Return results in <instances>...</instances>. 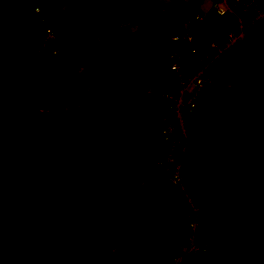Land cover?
Wrapping results in <instances>:
<instances>
[{
    "label": "trees",
    "instance_id": "16d2710c",
    "mask_svg": "<svg viewBox=\"0 0 264 264\" xmlns=\"http://www.w3.org/2000/svg\"><path fill=\"white\" fill-rule=\"evenodd\" d=\"M126 1L125 6L132 4V11L137 12L133 1ZM150 1L158 13L159 2ZM256 1L259 6L264 4V0ZM56 2L43 0L42 6L35 8L44 14ZM32 3V0H0V249L9 246V235L18 233L27 237L24 244L34 243L36 251L43 247L45 251L52 250L51 245L45 246L54 240L62 244L66 241L76 249L77 260L83 259L84 251L96 253L97 247L104 257H111L108 262L111 264L117 243L133 220L132 212L125 215L127 207L131 210L143 207V199H138L141 191L147 206L143 212V208L139 211L140 221L134 222L132 237L145 235L148 244L157 240L159 233L171 236L174 232L172 236H177L181 243L186 222L181 192L171 187L175 191L174 199L150 203L147 201L150 187L147 184L141 187L146 175L136 174L127 179L123 171L132 169L133 164L139 165L134 170L142 169L144 161L131 157L135 154L132 146L145 142L147 135L156 136L166 107L159 94L172 91L174 85L169 72L162 70L167 76H161L159 83H164L159 89L151 90L158 96V102L147 106L151 109L145 120L130 119L129 111L122 117L121 132L117 124L111 125L110 119L87 123L86 111L91 113L92 107L100 103L92 101L91 106L82 87L90 84L100 92L117 85V67L115 64L95 67L90 55L76 47H72L71 54L61 51L54 59H49L46 50L37 52L41 29L31 13ZM143 3L141 0L140 4ZM214 18L212 22L223 29H234L229 16ZM72 24L59 22L52 29L59 37ZM146 38L143 31L137 30L134 40L146 47ZM216 66V70L207 73V79L228 87H218L210 97L202 98V108L185 124L188 147L180 166L181 183L198 208L200 241L209 252L204 258L191 256L189 261L190 264H264V245L254 239L249 229L258 224L264 226V26L251 27L240 45L216 62ZM78 67L86 68V74L77 76ZM132 74L127 76L132 85L128 97L136 105L144 101V91L154 82H143L141 79L148 75L142 72ZM70 85L73 88L64 90L63 86ZM73 114H77L78 120L74 127L70 125ZM104 127L109 131L101 134L96 131ZM128 132L142 137L129 139ZM115 133L127 137L131 149L127 150L129 143L118 146ZM118 160L131 166L124 167ZM154 172L158 175L155 170L151 174ZM134 178L141 181L128 188L126 184ZM92 190L100 197L94 206L109 211L105 221L95 216L93 222L83 221L90 213L88 194ZM114 197L122 200L119 211H110L111 205L106 204ZM70 232L73 237L64 239ZM137 250L132 252L133 256H139ZM2 259L0 252V264H12Z\"/></svg>",
    "mask_w": 264,
    "mask_h": 264
},
{
    "label": "built area",
    "instance_id": "2783aa9c",
    "mask_svg": "<svg viewBox=\"0 0 264 264\" xmlns=\"http://www.w3.org/2000/svg\"><path fill=\"white\" fill-rule=\"evenodd\" d=\"M134 10H140L141 0H132ZM159 13H163L162 3L166 4H195L201 1L208 3V11L213 17H230L233 20L234 29H227L219 37L212 36L207 40L206 49L199 48L197 36L193 32L194 27H201L205 17L202 14L183 17L177 26V30L168 33L166 43L167 55L165 66L174 82L172 91H164L159 97L164 100L166 107L164 114L159 119L156 129V159L154 170L158 173L152 182L148 202H157L164 199L171 187L181 192L185 204L186 224L183 240L178 249L165 260L157 264H190L189 257L204 258L208 247L200 241L199 225L201 216L198 208L193 203L185 187L181 183L180 166L186 147H188L186 120L192 118L203 106L202 98H208L213 90L218 87H228L227 84L218 81L210 82L207 73L217 69L216 62L220 61L232 49L238 47L244 39V35L255 25L264 26V4L259 6L256 0H157ZM34 20L41 29L40 43L37 52L48 53L49 59H54L59 54L57 45L58 37L54 30L45 24V17L39 12V8L31 9ZM36 52V53H37ZM186 58L195 59L196 64L191 69L183 66ZM86 73V68L78 67L77 76ZM170 216L167 215V219ZM158 252L154 243H149V256ZM132 254V253H131ZM111 264H123L118 254ZM130 264H148V257L131 256Z\"/></svg>",
    "mask_w": 264,
    "mask_h": 264
},
{
    "label": "rangeland",
    "instance_id": "374dc122",
    "mask_svg": "<svg viewBox=\"0 0 264 264\" xmlns=\"http://www.w3.org/2000/svg\"><path fill=\"white\" fill-rule=\"evenodd\" d=\"M42 1L43 0H32V5L30 6V8H34V7H41L42 6ZM87 0H57V2L54 4V6L52 8H49L47 11H44V17H45V24L50 26L52 28V26L56 27L58 26L57 24H59V22H65V23H73L72 26H70L68 29L64 30L62 35L59 36L58 40H57V45H58V49H59V54L60 52L63 51L64 53L67 54H71V52L73 51L72 47H76L78 51L87 53L89 52L92 55H95L96 57L99 56L97 49H96V43H97V39L99 41H101V43L105 42V38L101 37L100 35H102L103 33H99L97 32L96 34L94 33V29H93V25L91 24L92 21H95L96 18H90L89 20H85V15L86 18L87 13L85 12H80V16L82 17V19H84V21L82 23H74V18L72 19V21H70V18H67L69 16H67V14H69L68 10L70 8V6H72L75 9V6H77L79 8V11L81 8H84L85 6L83 4L86 3ZM126 0H118V6H120L121 8L127 7V9H125V14H120L116 11H114L117 17H112L113 22H117L118 25H120V23H124L126 20V17H130L133 18V13L136 14V16L138 19L140 20L139 22L142 21V25L141 27L144 28L145 30H149L148 32H146V36H147V42L150 44H152V46H157V50L154 52L153 50H151L152 54H156L154 55L155 58H157L158 56H161V59L165 62L166 59V55H167V43H166V39L168 36V33L170 32H174L175 30H177V26L179 24V21L185 17V16H193L195 14H204L205 15V20H204V26L201 27H194L193 28V32L195 33V35L197 36L198 42H199V48L203 51L206 49V43L207 40L212 38V36H216L219 37L220 35L223 34V31H225L226 29H223V27L219 24H216L214 22H212L215 18L213 17L212 14H210L211 12L208 11V3L206 1H202L201 4H166V3H162L163 9H165V11L163 12L166 17L162 14V13H156L155 9V5L153 3H151L150 0H143V4H140V10H138L137 12H133L131 7V5L126 4ZM84 6V7H83ZM29 13V10L27 11ZM32 13V12H31ZM120 15V16H119ZM92 16L95 17L94 14H92ZM101 19V18H99ZM101 20H105L106 19H101ZM159 22V25L156 29V23ZM151 23V24H150ZM155 23V24H154ZM77 26V27H76ZM154 27V28H153ZM60 28V27H59ZM110 31H112L111 29H109ZM97 34H99L97 36ZM100 36V37H99ZM108 37V35H107ZM94 45L92 42H94ZM150 52V53H151ZM151 54V55H152ZM151 57V56H150ZM152 58V57H151ZM195 59H191V58H186L185 61H183V66L186 69H191L193 66H195L196 62ZM166 68V67H165ZM124 70L122 67H119V73H122ZM86 74V73H85ZM89 83V81H88ZM69 85V84H68ZM58 86V85H57ZM63 88H65L64 90H68L69 88H73V86H63ZM100 94V93H99ZM68 99V98H67ZM72 100V99H70ZM154 101V100H152ZM99 105V104H98ZM97 105V106H98ZM95 111L98 112V117H102V115L108 114V110H102L99 111L100 109H98L97 107H95ZM71 109L69 110V112L71 113ZM102 114V115H101ZM77 114H73L71 116H75ZM78 117V116H77ZM65 118V117H64ZM72 118V117H71ZM97 118V117H96ZM67 119V118H66ZM105 120V119H104ZM52 121V119H51ZM77 118L76 116L72 119V122L70 123V125H73V127L76 125L77 122ZM69 125V124H68ZM69 125L70 130L72 129V127ZM186 128V127H185ZM70 130L67 128V133L70 132ZM106 130H108L106 127H104L103 129H101L100 131L96 130L98 133H102L105 132ZM109 131V130H108ZM106 131V132H108ZM129 139L132 138H136V135L140 136L139 134H130L129 133ZM114 136H116L119 140H116L115 142H118L119 144H117L118 146L124 144L126 145V143H129V145H127V150L131 149V141L128 140L127 142V137L125 139V137L119 136L118 133H115ZM156 136L155 133L153 135H147V140L145 142H139V144L137 145H133V151L136 152V154L134 155L136 159L142 160V162L144 161L143 166H140V168L143 169H147V179H151L152 181L149 182V180L146 179H142L141 182V187L144 184H147L149 187L152 185V182L154 181V179L157 177V175L153 176L151 173L153 171L152 167H154V161L156 159V154H155V149H156ZM123 145V149H125V146ZM84 147V146H83ZM86 149V148H85ZM131 150H129L130 152ZM129 155V154H128ZM125 160V159H124ZM135 161V160H134ZM94 160L91 159L90 163H93ZM122 160H118V163L121 164ZM130 163H132L131 161H129ZM141 162V161H140ZM122 165H124V167H129L131 166L129 163L123 161ZM132 166H137L136 164L132 165ZM124 174H126L127 179H130L129 176L132 175H136V172L132 173V169L129 170H123ZM141 171H139V175H142L140 173ZM146 172V171H145ZM129 177V178H128ZM138 179V177H137ZM65 180V179H64ZM68 181L65 180V182ZM141 179L139 178L138 181H136V178H134V181L132 182L131 186L134 183H138L140 182ZM130 183V182H129ZM127 185V184H126ZM127 187H130L127 185ZM132 188V187H130ZM107 191V188H104ZM151 189V187H150ZM133 190V189H132ZM135 192H137L139 190L138 187L134 188ZM141 191V190H140ZM144 191L138 192L139 196L138 199L140 198L143 199V210L142 212L145 210L146 208V203L144 200V195L143 194ZM143 194V195H142ZM105 195V194H104ZM175 191L173 188H170V190L165 194L164 198H170V199H174L175 198ZM99 196L97 195L96 192L89 191L88 194V208H90V213L88 212L87 214H89L86 218L83 219V221L85 222H93L94 217L96 218H100L103 221H105L108 218V213L109 211L106 209H97L94 205L97 201H99ZM120 201H122L120 199V197L113 198V201L111 203L107 202V205H111L110 211L113 210H118L119 211V203ZM83 205V204H82ZM127 207V206H126ZM105 208V207H104ZM141 208V209H142ZM167 207H165L164 209H166ZM140 209V210H141ZM140 210H131L127 207L126 209V214L128 215L130 214V212H132L133 214V220L130 223V227L125 228V233H123L121 235V239L120 241L117 243V248L116 250V254L119 255V258L121 259V262L123 264H130V260H131V256H132V252L138 251V255L139 256H147L148 257V264H157L162 257H168L170 255L171 252L176 251V249H178L179 247V242L177 240V236H168V235H164V234H158L157 240H152L149 241L148 244L146 243L148 237H145V235H141V236H133L132 234H130V231L133 230V228L135 227L134 222H138L139 223V216ZM15 226H17V223H15ZM20 227V225H19ZM249 229L254 237V239H257L258 242L263 243L264 245V226H262V224H258V225H254L253 227L249 226ZM15 230V229H14ZM67 236H71L73 237V234L70 232L68 234H65L64 239L67 238ZM27 237H21L18 233H13L11 235L8 236L9 239V246H5L3 245V248L0 249L1 255L3 257L2 261L5 259H8V261H11L12 264H109L108 262L111 260L109 258L104 257V254L100 253L98 248L96 247V253L94 252L93 254H89V252L84 251L85 256L83 257L82 260H77L76 259V249L72 248L69 244L68 246V242L64 241V244H62L61 242H56L55 240L53 242H51V244H46L45 247H54L52 250L50 248H48V250L45 251V249H39L38 251L35 250V247L33 246L34 243H31L30 245H28L29 243H25V239ZM31 240V239H29ZM152 242L155 244V246L158 249V252L156 255L154 256H149V253L146 249V245H149V243ZM70 243V242H69ZM127 243H130L129 246L127 245ZM33 246V247H31ZM65 247V248H64ZM85 247H88L85 245ZM136 248V249H134ZM90 250L94 249L93 247L89 248ZM82 250V249H81ZM44 251V252H43ZM67 252L70 253V255H67ZM132 253V254H131ZM38 255V256H37ZM66 255V258L65 256ZM116 255L114 254L112 257L114 258ZM65 258V259H64ZM74 258V259H73ZM112 258V260H113Z\"/></svg>",
    "mask_w": 264,
    "mask_h": 264
},
{
    "label": "crops",
    "instance_id": "0c3cea01",
    "mask_svg": "<svg viewBox=\"0 0 264 264\" xmlns=\"http://www.w3.org/2000/svg\"><path fill=\"white\" fill-rule=\"evenodd\" d=\"M117 4L118 0H87L86 3L83 4L85 7L83 6L84 8H81L80 11L79 8L75 6L74 10H71L72 8H69L68 12L70 16V21H72L73 18L74 21L76 20V22L81 21V10L84 13L86 12L87 15L89 14L87 18L85 15L84 19L86 21L90 18H96L95 21H93V24L91 23L93 25L94 33H103L100 36L105 38V42L101 43V41L97 39L96 49L99 56L96 57L95 55H92L89 52L87 53L90 55V58L92 59L95 67L99 64H115V67H117L115 70L117 85H114L113 87L111 86L110 88L102 89L100 90V92L96 86H90V84L88 86L82 87L86 92V96L89 97L88 99L90 102L88 101V99L87 102H89L90 105L92 101L100 103V105L92 107L91 113H89V111H86V122L88 123L94 120L107 121L110 119V122H112L111 125L117 124L118 131L121 132V128L124 125L122 117H124L129 111H131L130 119L145 120V118L150 114L151 106L149 108L147 106L149 104H153V102H158L156 98L158 96L156 95L155 91L151 90L159 89V87L162 86V83H164H159V79H161V76L164 75L165 77L167 75L162 72V70L166 72L165 63L162 60L163 58L161 59V56L155 58L154 55L156 54H152L151 52V50L155 52L157 50V46H152L150 42H147V39L146 47L145 45L140 44L136 40H134L136 37L137 30L143 31L145 35H147L146 32L149 31L148 29L145 30L141 27L142 21L139 22L140 20H137L138 18L136 19L133 17L130 19V17H126V21L124 23H120V25H118L117 22H113L112 17H117L114 11L120 14H125L124 11L125 9H127V7L121 8ZM163 11H165V9H163ZM73 12L75 13L74 16H72ZM92 14H94L95 17L92 16ZM99 18L106 19V21L101 20ZM158 25L159 22L156 23L155 30H157ZM109 29H111L112 31H110ZM98 35L99 34H97V36ZM92 43L94 45L95 41ZM144 47L145 49L143 50ZM119 67L123 68L124 71L122 73H119ZM133 72H142L143 75H148L147 78L144 77V79H141L145 83L149 81L151 83L154 82V85L151 86L149 90L144 91V101H140L139 104L136 105L135 103L137 102L133 98L128 97V94L131 91L130 87H132V85L131 82L128 81L127 76H133ZM77 92L79 91L77 90ZM70 99L72 98H69V100ZM72 100H75V98H73ZM95 107L100 109L99 111L106 109L109 112L108 114H106V111L105 115L101 114L102 117H98L96 116L98 115V112L95 111L97 110L95 109ZM140 137H142V134H140ZM134 153L136 154L135 151ZM134 155H132L131 157H135ZM137 161L142 162V160L139 159H137ZM133 167L134 166H131L132 173L136 172L139 175V172H137L139 170H134ZM135 168H139V165H137V167ZM140 171L142 175H147V169L142 168ZM152 175L154 176L155 172ZM132 182L133 180H131L130 183H128L127 185H131ZM182 227L183 226H181L180 228L182 229ZM176 229L178 228L176 227ZM182 231L184 232V228ZM173 233L174 232L171 233V236Z\"/></svg>",
    "mask_w": 264,
    "mask_h": 264
},
{
    "label": "clouds",
    "instance_id": "9594fccd",
    "mask_svg": "<svg viewBox=\"0 0 264 264\" xmlns=\"http://www.w3.org/2000/svg\"><path fill=\"white\" fill-rule=\"evenodd\" d=\"M185 224H186V222H185ZM184 229H185V227H184ZM180 245V244H179Z\"/></svg>",
    "mask_w": 264,
    "mask_h": 264
}]
</instances>
